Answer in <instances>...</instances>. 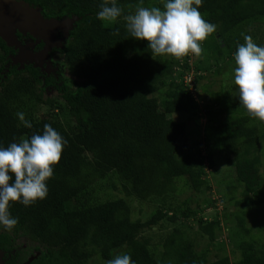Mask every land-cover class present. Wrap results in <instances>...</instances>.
I'll list each match as a JSON object with an SVG mask.
<instances>
[{
    "label": "trees",
    "instance_id": "16d2710c",
    "mask_svg": "<svg viewBox=\"0 0 264 264\" xmlns=\"http://www.w3.org/2000/svg\"><path fill=\"white\" fill-rule=\"evenodd\" d=\"M25 1L46 10L48 19L76 20L59 48L64 58L57 76L32 65L14 66L6 74L14 77L0 93V147L43 134L45 124H51L67 141L54 175L47 181V197L29 206L10 202L9 211L18 223L11 230L0 225V249L10 250L12 234H25L38 243L39 253L20 262L16 256L7 264H90L96 258L112 259L119 248L134 264H264V243L254 239H236L240 255L232 261L229 255L211 260L210 247L198 250L186 222L159 235V254L152 237L146 234L155 226L164 231V220L177 223V215L170 214L171 208L165 204L169 196L175 197L177 180L186 179L196 191L211 187L205 179L206 165L199 157L200 150L183 152L187 122L174 117L200 108L185 82L186 73L192 70L189 55L183 62L153 57L148 41L131 37L124 16L133 14L141 0H117L123 13L112 22L98 18L103 0ZM146 4L143 0L142 6ZM199 11L217 26L201 46L203 51L212 49L218 63L234 55L244 36L252 33L245 31L246 26L264 19V0H203ZM0 49L4 52L0 58L10 54L2 38ZM80 63L89 67L78 72L75 65ZM64 67L83 78L65 76ZM37 84L42 85L41 90ZM49 87L57 90L65 104L57 97L44 98ZM41 104L46 106L43 116L37 112ZM56 105L69 112L75 121L72 127L52 110ZM223 106L234 113L224 120L210 118L204 139L212 152L234 155L229 159L237 182L244 187L242 198L235 203L243 207L245 215L246 208L264 203L259 148L264 140V121L248 114L239 101L237 85L227 92ZM17 112L25 114L31 128L23 125ZM109 175L121 184L123 195L93 201L98 181ZM156 197L162 198L161 207L145 217L136 216L132 199L146 202ZM181 214L197 217L198 211L187 207ZM197 219L200 232L207 235L210 244L215 243L220 218ZM240 225L242 231H249L243 217ZM240 233L236 229L234 235Z\"/></svg>",
    "mask_w": 264,
    "mask_h": 264
},
{
    "label": "rangeland",
    "instance_id": "374dc122",
    "mask_svg": "<svg viewBox=\"0 0 264 264\" xmlns=\"http://www.w3.org/2000/svg\"><path fill=\"white\" fill-rule=\"evenodd\" d=\"M165 2L166 0H147L145 7L155 6L163 10ZM1 3L3 6L1 8L2 11L0 9V38L9 46L10 54L7 57L0 58V68L2 65L4 66L3 70L0 71V93L2 86L14 77H6V74L8 76L7 72L14 66L24 68L27 65H32L42 69L43 65H45L44 71L42 70L43 72L47 71L57 76L58 67L61 61H63L64 56L59 52L55 53L54 56H50L49 51L52 46H55V43L61 45L62 39L59 40L58 38L59 31L63 30L65 35L66 33L68 34L74 22L66 19L60 23H51L48 32L43 34L40 30L36 29L38 26L45 29L46 25L45 20L41 19L39 14L38 18L27 14L26 12H31L32 14H36V12L31 11L28 7H24L25 4H20L16 0H0ZM247 30L252 31L249 35L252 36L255 43L260 42V46H264V19L246 26L245 31ZM58 32L59 34L57 35ZM40 41H45L49 45L43 50V53L41 50L37 51L35 49L39 47L37 44ZM216 45L218 44L216 43ZM202 46H204V42ZM0 54H4L1 49ZM162 56L168 60L175 58L171 55ZM215 56L216 54L213 53L212 49H204L203 54L199 57L189 54L188 62L192 66V70L186 73L185 82H188L194 92V96L199 100L200 108L196 112H185L174 115L176 119L187 122L188 134L187 139L184 140L186 147L183 152H198L197 150H200L199 157L204 160L206 165L205 179H207V184L211 188L206 191H196L186 182V179L177 180L178 191L174 194L175 197L169 196L165 203L167 208H171L169 213L172 214L171 212H173L177 215V223L164 220L162 221L164 231L155 226L153 229L147 230L146 234L152 237V242L156 249L161 233L169 232L175 226L180 225V223L186 222L188 223L186 230L194 239L198 250L210 247L209 258L211 260L229 255L232 261H235L240 255L239 248L235 243L236 239H254L259 244L264 243V203L259 206L246 208L247 214L243 215V207L237 206L235 203L236 199L242 198L244 187L241 183L237 182L233 163L229 159L234 157V155H231L229 152H212V149L206 145L204 139L205 128L210 122L209 119L213 118L214 121L224 120L234 113L230 108H223L227 92L236 86L234 82V69L237 65L234 55L223 57L218 63L215 61ZM43 60L44 62H42ZM179 60L183 62L184 58ZM196 65H199L200 68L196 69ZM87 67H89L88 63L75 65L78 72L83 71ZM64 73L65 76L75 79L83 78L76 75L75 73L77 72L70 71L69 67H64ZM24 74L28 75L29 73L26 71ZM196 77H199V79L198 82L196 80L197 84L195 85ZM40 86L42 85H36L38 90H41ZM231 94H234L233 91ZM43 96L45 99L57 97L59 100H63L54 87L47 88ZM217 96L221 98L215 101ZM63 103L65 104L64 100ZM44 107H46L44 104L37 105V112L41 116L44 115ZM52 110L60 115V119L67 127H72L75 124L69 112L63 110L59 105H56ZM259 148L261 173L264 183V140L259 143ZM111 176L109 175L108 178L98 181L92 196L93 201H104L123 195L120 191L122 188L121 184ZM131 204L136 216L145 217L161 207L163 200L161 197H156L152 201L146 202H138L132 199ZM187 207L197 210V217L199 218L202 217L205 220H213L216 217L220 218L221 228L219 229V236L215 243L210 244L207 235L200 232L197 217L187 218L181 214V211ZM242 217L244 218V226L249 231L244 232L240 229V218ZM236 229L241 231V235L237 237L234 235ZM9 234H12V232H9ZM12 237L15 239V242L7 255L9 259L17 258L16 256H18L20 262L34 257V254H36V242L25 234H14ZM161 250L162 248L158 245L155 251L156 254H159ZM123 251L121 248L115 250L112 259L117 255H121ZM2 259H5L4 251H0V263ZM108 261L96 258L90 264H108Z\"/></svg>",
    "mask_w": 264,
    "mask_h": 264
},
{
    "label": "clouds",
    "instance_id": "9594fccd",
    "mask_svg": "<svg viewBox=\"0 0 264 264\" xmlns=\"http://www.w3.org/2000/svg\"><path fill=\"white\" fill-rule=\"evenodd\" d=\"M203 0H166L160 7H145L143 0L134 14L124 16L131 37L148 41L152 55H171L181 59L189 54H203L202 43L217 26L202 16ZM195 5V6H194ZM98 12L102 21H116L123 9L117 0H103ZM237 67L234 82L239 88V101L248 114L264 121V46L245 35L234 53ZM25 127L32 123L23 112L16 114ZM67 141L51 124H45L43 134L0 147V225L13 229L17 218L9 211L10 202L25 206L47 197V181L54 175V166L62 158ZM108 264H134L128 254L117 255Z\"/></svg>",
    "mask_w": 264,
    "mask_h": 264
},
{
    "label": "flooded vegetation",
    "instance_id": "af4514ba",
    "mask_svg": "<svg viewBox=\"0 0 264 264\" xmlns=\"http://www.w3.org/2000/svg\"><path fill=\"white\" fill-rule=\"evenodd\" d=\"M16 1H19V3L20 4H25V6L24 7H28L31 11H34V12H36V14H32L31 12L29 13V12H26L27 14H30V15H32V16H34L35 18H38V14L40 15V18L42 19V18H45V19H48V18H46L45 16H46V10L44 11H42L41 9H40V7H37L36 5H32V4H30L29 2H26L25 0H16ZM2 6H3V4L1 3L0 4V9L2 8ZM1 11H2V9H1ZM44 13V14H43ZM45 15V16H44ZM68 20H69V18H67ZM48 20H51V19H48ZM53 20V19H52ZM59 20V19H58ZM44 29V28H43ZM50 29V26L48 25V24H46L45 25V31H47L48 32V30ZM59 32H60V34H59ZM58 33H57V35L59 34V40L60 39H62V43H61V45H58L57 43H55V46H52L51 47V50H50V53H51V55L52 56H54V54L55 53H57V52H59V48L61 47V46H63L64 44H65V41H66V37H67V33H66V35H65V33H64V31L62 30V31H59ZM37 45H39V47H37V48H35L37 51L39 50H41V52L43 53L44 51L43 50H45L46 49V47H48L49 45L45 42V41H40ZM53 52V53H52ZM60 53V52H59ZM42 62H44V60L42 61ZM42 67V66H41ZM45 67V65H43V67H42V69H45L44 68ZM48 73H50V72H48ZM1 228V227H0ZM1 230H3V229H1ZM1 232V231H0ZM14 234H12V236H13ZM12 238V240H13V243L11 244V246H10V250H11V248H12V246H13V244H14V242H15V239H13V237H11ZM37 246H38V243L36 242V247H35V253L36 254H34V257L35 256H37L38 255V253H39V250L37 249ZM10 250H2V249H0V251H5V259L3 260L2 259V261H1V263L0 264H7V260H9V258L7 257V255H8V253L10 252ZM34 257H32V258H34ZM32 258H30V260L32 259Z\"/></svg>",
    "mask_w": 264,
    "mask_h": 264
},
{
    "label": "water",
    "instance_id": "95a60500",
    "mask_svg": "<svg viewBox=\"0 0 264 264\" xmlns=\"http://www.w3.org/2000/svg\"><path fill=\"white\" fill-rule=\"evenodd\" d=\"M42 19H44L46 24H48L49 26H50L51 23H60L61 21H65L66 20V19H63V20H58V19L48 20V19H45V18H42ZM69 20L74 22L76 20V18H72V19H69ZM36 29L40 30V32H42L43 34L45 32L47 33V31H45L43 28H40V26H38Z\"/></svg>",
    "mask_w": 264,
    "mask_h": 264
}]
</instances>
